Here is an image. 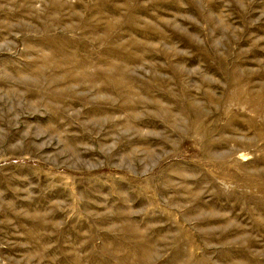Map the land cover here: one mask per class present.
Instances as JSON below:
<instances>
[{
    "label": "rangeland",
    "instance_id": "obj_1",
    "mask_svg": "<svg viewBox=\"0 0 264 264\" xmlns=\"http://www.w3.org/2000/svg\"><path fill=\"white\" fill-rule=\"evenodd\" d=\"M58 1L0 0V264L53 260L56 223L62 264H264L260 152L157 146L158 108L223 94L218 61L264 69V0Z\"/></svg>",
    "mask_w": 264,
    "mask_h": 264
},
{
    "label": "bare ground",
    "instance_id": "obj_2",
    "mask_svg": "<svg viewBox=\"0 0 264 264\" xmlns=\"http://www.w3.org/2000/svg\"><path fill=\"white\" fill-rule=\"evenodd\" d=\"M36 0H23L24 3L30 4V10L33 12L34 2ZM54 12L51 20L54 24L62 23V9L63 3L58 0H53ZM45 16V15H43ZM42 28L44 32L51 31L49 26L42 21ZM221 75L226 78L227 87L220 97L212 93L206 94L205 102H197L190 95H183L179 98L178 104L183 107L184 115L175 114L171 108L160 107L158 113L166 124L167 130L170 132L167 137L162 138L157 144L160 150L167 149L173 145L171 137L178 131L180 127H186L189 134L194 137L193 146L199 150L206 158L215 156V151L221 147H227L233 144L231 152L227 153L229 159L232 156L240 155L247 152L249 148H254L260 152V163L264 162V81L260 83H253L252 79L261 77L264 79V69L256 72V75L244 72L239 63H234L229 66L225 61H218ZM33 66H29V70L35 72L39 77L44 75V71L38 69L34 70ZM263 67V66H262ZM170 99L168 95L164 97ZM177 100V99H176ZM244 132L242 137H238L239 132ZM250 136V137H249ZM255 151V152H256ZM244 156V155H242ZM237 162H234V164ZM236 167L238 171L244 170L245 167L237 165H230L229 162L221 163L217 166L218 170L223 175L233 173V168ZM260 174H264L261 171ZM243 178V177H242ZM243 180V179H242ZM244 182H248L244 178ZM197 202H199L197 200ZM255 211L259 210L255 207ZM59 216V214H57ZM118 216L126 219L125 214ZM19 218L20 216H15ZM264 220V218H263ZM262 224L264 222H256L255 226L258 229L264 230ZM134 233H137L135 227L132 228ZM133 232V231H132ZM54 240L56 247L54 248L56 256L50 262H43L42 264H62V257H59L62 251V228L60 223L54 224ZM45 249L39 250V256H45ZM62 256V255H60ZM149 255L148 258L149 259Z\"/></svg>",
    "mask_w": 264,
    "mask_h": 264
}]
</instances>
